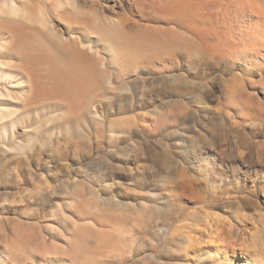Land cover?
<instances>
[{
	"label": "rangeland",
	"instance_id": "rangeland-1",
	"mask_svg": "<svg viewBox=\"0 0 264 264\" xmlns=\"http://www.w3.org/2000/svg\"><path fill=\"white\" fill-rule=\"evenodd\" d=\"M0 109V264H264V0H0Z\"/></svg>",
	"mask_w": 264,
	"mask_h": 264
},
{
	"label": "bare ground",
	"instance_id": "bare-ground-1",
	"mask_svg": "<svg viewBox=\"0 0 264 264\" xmlns=\"http://www.w3.org/2000/svg\"><path fill=\"white\" fill-rule=\"evenodd\" d=\"M8 11L11 14H18V8H16V6L14 5H9L8 6ZM5 114V111L0 109V118ZM262 223L264 224V219L262 218ZM262 228L260 230L254 229L255 233H254V237L253 240H257V243L259 245L264 243V226H261Z\"/></svg>",
	"mask_w": 264,
	"mask_h": 264
}]
</instances>
